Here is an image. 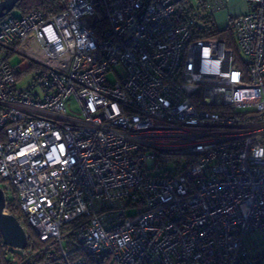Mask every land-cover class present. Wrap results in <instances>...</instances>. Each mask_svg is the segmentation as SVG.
<instances>
[{"label":"built area","instance_id":"built-area-1","mask_svg":"<svg viewBox=\"0 0 264 264\" xmlns=\"http://www.w3.org/2000/svg\"><path fill=\"white\" fill-rule=\"evenodd\" d=\"M244 1L237 54L213 34L228 0L0 19V187L30 264H264V0Z\"/></svg>","mask_w":264,"mask_h":264},{"label":"trees","instance_id":"trees-1","mask_svg":"<svg viewBox=\"0 0 264 264\" xmlns=\"http://www.w3.org/2000/svg\"><path fill=\"white\" fill-rule=\"evenodd\" d=\"M65 2L66 0H19L16 6L19 13L16 14V16L25 15L32 10H41L44 13L45 17L50 18L64 9ZM215 29L216 30L213 33L215 37L225 41L227 47L229 49H232L234 53L237 54V48H236V44L234 42L231 30L229 28L220 30L217 28V25L215 26ZM32 67H35V66L32 65ZM15 203H16V197H14L13 200H8L7 208H9L10 212L14 213L15 215H17V217L20 220H22V213L20 212L19 208L15 206ZM23 222L25 225L28 224L26 220H24ZM28 226L30 227L29 224ZM28 232H30V237L28 239L29 240L28 247L25 251V256H27L28 254L32 255L33 251L36 250V248L39 246L38 239L37 238L35 239L34 237L35 235L34 231L31 230L30 228V231L28 230ZM30 251L31 253H29ZM9 254L10 252L8 251L7 246L3 244L2 236L0 234V264H2V262L4 263V261L7 264H13L12 259L8 257ZM14 256H17V255H14ZM19 258L20 260H22L21 264H30L25 259V257L24 259H22V257L19 256ZM36 260L38 259L36 258Z\"/></svg>","mask_w":264,"mask_h":264},{"label":"water","instance_id":"water-1","mask_svg":"<svg viewBox=\"0 0 264 264\" xmlns=\"http://www.w3.org/2000/svg\"><path fill=\"white\" fill-rule=\"evenodd\" d=\"M19 0H0V19L12 13ZM7 197L0 187V234L3 244L8 251L17 254L22 259L28 247V236L20 219L12 212L7 211Z\"/></svg>","mask_w":264,"mask_h":264},{"label":"rangeland","instance_id":"rangeland-1","mask_svg":"<svg viewBox=\"0 0 264 264\" xmlns=\"http://www.w3.org/2000/svg\"><path fill=\"white\" fill-rule=\"evenodd\" d=\"M230 5H231L230 9H228V10L224 9V10L216 12V14H215L214 18L216 21V25H217V28L220 30H224L227 27H229L230 23L232 21V18H234V17L238 16L239 14L245 12L246 3L243 0H230ZM18 13L19 12H18L17 8H15L12 11V13L9 15L15 16ZM14 59H15L14 62L18 61L17 57H15ZM36 71H37L36 68L31 67L30 69H27L26 71L21 72L20 80H19L20 85H23V86L29 85L32 82V80L34 79V77L36 76ZM109 79L114 80L113 74H109ZM68 110H69L70 114L79 116L78 104L75 100H73V99L70 100V104L68 105ZM7 199L13 200L12 193L7 194ZM7 211L10 212L9 208H7ZM23 224H24V222H23ZM24 227H25V230L27 232H28V230L30 231L31 227H29L28 224L27 225L24 224ZM31 230H33V229L31 228ZM28 233H30V232H28ZM34 237L36 239V235H34ZM14 255H17V254H13V253L9 254L10 259H12V261H13L12 263L13 264H21L22 260H20L19 255H17V256H14Z\"/></svg>","mask_w":264,"mask_h":264},{"label":"crops","instance_id":"crops-1","mask_svg":"<svg viewBox=\"0 0 264 264\" xmlns=\"http://www.w3.org/2000/svg\"><path fill=\"white\" fill-rule=\"evenodd\" d=\"M244 1V0H243ZM245 2V1H244ZM246 3V2H245ZM231 8V5H230V0H228V5H227V7L225 8V9H230ZM247 8H248V4L246 3V9H245V11L247 10ZM222 10H224V9H222ZM221 11V10H220ZM8 257H9V255H8ZM2 264H7L5 261H4V263L2 262Z\"/></svg>","mask_w":264,"mask_h":264},{"label":"flooded vegetation","instance_id":"flooded-vegetation-1","mask_svg":"<svg viewBox=\"0 0 264 264\" xmlns=\"http://www.w3.org/2000/svg\"><path fill=\"white\" fill-rule=\"evenodd\" d=\"M26 251V250H25Z\"/></svg>","mask_w":264,"mask_h":264}]
</instances>
